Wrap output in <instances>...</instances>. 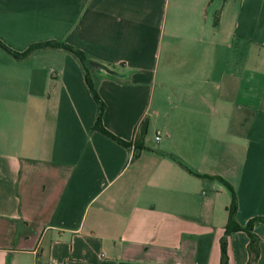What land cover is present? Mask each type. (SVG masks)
I'll return each mask as SVG.
<instances>
[{
  "label": "crops",
  "instance_id": "0c3cea01",
  "mask_svg": "<svg viewBox=\"0 0 264 264\" xmlns=\"http://www.w3.org/2000/svg\"><path fill=\"white\" fill-rule=\"evenodd\" d=\"M45 40L126 73L87 72L129 144L68 50L0 47V264H219L224 181L264 217V0H0V41Z\"/></svg>",
  "mask_w": 264,
  "mask_h": 264
},
{
  "label": "trees",
  "instance_id": "16d2710c",
  "mask_svg": "<svg viewBox=\"0 0 264 264\" xmlns=\"http://www.w3.org/2000/svg\"><path fill=\"white\" fill-rule=\"evenodd\" d=\"M42 46H59V47H62L64 49L68 50L74 56V58H76V60L79 62L80 66L84 72V80L86 82L87 88H88L90 94L92 95V97L95 101V104H96L95 116H94V120H93L91 127L93 129L100 131L105 136L111 138L112 140H114L120 144L128 145L129 144L128 141L116 136L115 134H113L110 130H108L102 124L101 114H102V110H103V101L101 100L100 96L98 95L97 91L95 90L93 83L91 81V78L87 74L88 68L83 64L86 56L84 55V53L80 49L75 48L72 45H69V44L64 43L62 41L45 40V41H37V42L31 43L24 50L16 51V50L8 48L2 41H0V47L5 48L15 57L24 56L29 51H31L32 49L42 47ZM144 130H145V127L142 124L140 127V132L143 133ZM224 183L229 187V189L231 191V199H230L229 204L227 205V219H226V223L224 224V227H223V233L219 237V249H220L219 264H227L226 237L229 233H231L234 230H238V229L243 230L248 237V241H247V245H246L248 256H247V260H246L245 264H254V262L257 258V255H258V236L252 230V223L254 220H257V219L264 222V217L263 216H253V217H250L249 219H247L246 222L243 224H240L239 222H237V220L235 219L236 199H235L234 190L229 185V183H227L226 181H224Z\"/></svg>",
  "mask_w": 264,
  "mask_h": 264
},
{
  "label": "water",
  "instance_id": "95a60500",
  "mask_svg": "<svg viewBox=\"0 0 264 264\" xmlns=\"http://www.w3.org/2000/svg\"><path fill=\"white\" fill-rule=\"evenodd\" d=\"M83 64L87 68H89V69H91V70H93L99 74L108 75V76H116V77H123L126 75L125 72L117 71L116 69L109 66L108 64L103 63V62L98 61V60H95V59H92L90 57H86L84 59Z\"/></svg>",
  "mask_w": 264,
  "mask_h": 264
},
{
  "label": "built area",
  "instance_id": "2783aa9c",
  "mask_svg": "<svg viewBox=\"0 0 264 264\" xmlns=\"http://www.w3.org/2000/svg\"><path fill=\"white\" fill-rule=\"evenodd\" d=\"M154 137H155V138H158V135H157V134H155V135H154Z\"/></svg>",
  "mask_w": 264,
  "mask_h": 264
}]
</instances>
